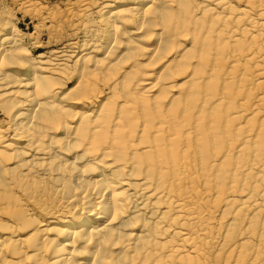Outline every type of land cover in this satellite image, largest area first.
I'll list each match as a JSON object with an SVG mask.
<instances>
[{
  "label": "bare ground",
  "instance_id": "1",
  "mask_svg": "<svg viewBox=\"0 0 264 264\" xmlns=\"http://www.w3.org/2000/svg\"><path fill=\"white\" fill-rule=\"evenodd\" d=\"M7 2L0 264H264V0Z\"/></svg>",
  "mask_w": 264,
  "mask_h": 264
},
{
  "label": "rangeland",
  "instance_id": "2",
  "mask_svg": "<svg viewBox=\"0 0 264 264\" xmlns=\"http://www.w3.org/2000/svg\"><path fill=\"white\" fill-rule=\"evenodd\" d=\"M8 1L7 4L9 6V10H12L11 11V15L14 16L13 18V21L14 23H16L17 27L22 31V33L25 35V45L29 47V49L31 50L32 52V55L34 57H36L37 55L39 54H47L49 52H54L55 50H64V44H68V42H74L76 41V39H78L79 41V47L82 46V41L85 39L83 36V34H79V35H75L73 34V31L70 28H68L67 26L65 25H62V28L64 31L60 33L56 32V31H52L49 29L51 27V24L52 26L54 25H57L59 23V20H63L64 18L62 16H65V14L67 13L68 10H70V12L72 11V13L76 10V13L79 9V11H81V8H79V6H82L81 2L83 3L84 0H42V2L40 0H34V2L36 3L35 5L38 7H33L35 5H33L31 8L29 7L27 10L29 11L30 15H26V13H24V10H20L18 8L21 7V1L20 0H17L15 2H11V0H6ZM20 1V2H19ZM78 4H81V5H78ZM38 3V4H37ZM74 6H73V5ZM15 5V6H14ZM68 5V6H67ZM41 6L44 8L43 9V12H40L42 11L41 10ZM76 6V8H75ZM78 6V7H77ZM72 7V9H71ZM97 7V6H96ZM11 8V9H10ZM33 8V9H32ZM92 8H95V7H92ZM91 8V9H92ZM38 9L39 11V15L45 17L46 15H51L52 18L53 17H56L57 20H54L56 18L53 19V22L54 21H57V23L55 22L54 24L53 23H45L44 24L42 23V21L39 19V18H35L34 17V14L37 13L36 10ZM74 9V10H73ZM20 10V11H19ZM33 10V11H32ZM35 10V11H34ZM47 10V11H46ZM49 10V11H48ZM66 10V12H65ZM23 11V12H22ZM32 11V12H31ZM63 11V12H62ZM78 11V12H79ZM91 11V10H90ZM34 12V13H33ZM51 12V13H49ZM41 13V14H40ZM49 13V14H47ZM75 13V12H74ZM56 14V16H54ZM33 15V16H32ZM60 16V17H59ZM62 17V18H61ZM61 18V19H60ZM59 19V20H58ZM61 20V22H62ZM42 24V25H41ZM62 24V23H61ZM59 24V25H61ZM50 26V27H49ZM65 26V28H64ZM38 28V32H35V28ZM45 27V28H44ZM67 27V28H66ZM48 29V30H47ZM50 30V31H49ZM50 32V33H48ZM55 32V33H54ZM60 32V31H59ZM32 33H35L33 34V38L32 39H36V36H37V42L38 43H33V41L31 39H29V34H32ZM38 33V34H37ZM53 34V35H52ZM59 34H60V37H59ZM51 35V36H50ZM56 36V37H55ZM70 37V38H69ZM54 40H53V39ZM39 39V40H38ZM75 39V40H74ZM31 40V41H30ZM51 41V42H50ZM57 41V42H55ZM63 43H62V42ZM66 42V43H65ZM50 44V45H49ZM36 45V46H35ZM38 47V48H36ZM62 48V49H61ZM81 48V47H80ZM81 50V49H80ZM79 50V51H80ZM77 52V51H76ZM81 52H77V54L75 53V56H78ZM253 79V77H252ZM251 79V81H252ZM76 81H74L75 83ZM253 84H256V81L254 80V82H252ZM72 85H69V88L71 87ZM73 108V107H72ZM3 118L0 116V121H2Z\"/></svg>",
  "mask_w": 264,
  "mask_h": 264
}]
</instances>
